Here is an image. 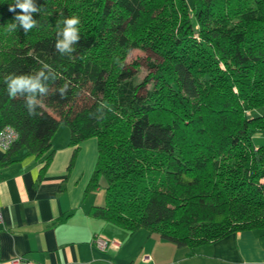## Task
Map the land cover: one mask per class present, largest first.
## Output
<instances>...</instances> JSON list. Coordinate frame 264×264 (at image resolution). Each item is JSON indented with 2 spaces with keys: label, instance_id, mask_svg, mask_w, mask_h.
Wrapping results in <instances>:
<instances>
[{
  "label": "trees",
  "instance_id": "1",
  "mask_svg": "<svg viewBox=\"0 0 264 264\" xmlns=\"http://www.w3.org/2000/svg\"><path fill=\"white\" fill-rule=\"evenodd\" d=\"M33 3L37 26L25 33L8 28L15 0H0V130L17 134L1 162L25 148L46 166L63 124L74 150L97 140L87 190L102 186L104 202L92 216L191 251L238 231L264 235V145L253 142L264 115H247L264 106V0ZM72 16L79 39L62 55L58 22ZM134 49L158 57L137 83ZM41 71L46 92L30 116V93L12 98L5 81Z\"/></svg>",
  "mask_w": 264,
  "mask_h": 264
},
{
  "label": "crops",
  "instance_id": "2",
  "mask_svg": "<svg viewBox=\"0 0 264 264\" xmlns=\"http://www.w3.org/2000/svg\"><path fill=\"white\" fill-rule=\"evenodd\" d=\"M60 126V125H59ZM58 127L45 157L21 148L6 163L0 147V264H264V235L244 230L191 251L161 240L145 228L129 234L91 215L102 204L87 190L98 147L96 138L69 145V129ZM44 167V169H42ZM95 236L108 240L100 248Z\"/></svg>",
  "mask_w": 264,
  "mask_h": 264
},
{
  "label": "clouds",
  "instance_id": "3",
  "mask_svg": "<svg viewBox=\"0 0 264 264\" xmlns=\"http://www.w3.org/2000/svg\"><path fill=\"white\" fill-rule=\"evenodd\" d=\"M17 8L21 11L15 15L14 22L8 25V28L14 31L19 24L22 26L23 31L27 33L37 26V21L32 18V14L38 13L40 9L34 5L33 0H15L14 5H9L10 12H16ZM60 23H63L64 27L62 31L58 32V35H62L63 39L58 40L55 47L63 55L64 53H71L74 51L71 45L79 39L78 25L80 24V20L78 17L72 16L58 22V25ZM40 76H44L42 71L36 77L11 75L7 77L5 81L8 94L12 98H16L18 93H23L25 91L30 93L26 105L30 116L37 115L34 109V104L36 103L35 94L38 91L40 93L46 92V88L40 82ZM45 79H47V77H45ZM61 93H63V89H61Z\"/></svg>",
  "mask_w": 264,
  "mask_h": 264
},
{
  "label": "rangeland",
  "instance_id": "4",
  "mask_svg": "<svg viewBox=\"0 0 264 264\" xmlns=\"http://www.w3.org/2000/svg\"><path fill=\"white\" fill-rule=\"evenodd\" d=\"M186 3L191 6L192 0H186ZM158 57L151 53L150 51L140 50V49H134L132 50L128 56H127V63H131L133 61H136L138 63V70L136 72V75L133 78V81L135 83L142 80L144 75L151 71L152 69L148 68V65L150 63L157 62ZM149 86V85H148ZM248 116H256V115H264V106L258 107L256 109L251 110L249 113H247ZM62 129L66 128L67 126L60 124L59 126ZM253 142L256 146L264 145V132L262 133H256L253 136ZM100 196L102 198V202H104V189L101 186V188L98 189Z\"/></svg>",
  "mask_w": 264,
  "mask_h": 264
},
{
  "label": "built area",
  "instance_id": "5",
  "mask_svg": "<svg viewBox=\"0 0 264 264\" xmlns=\"http://www.w3.org/2000/svg\"><path fill=\"white\" fill-rule=\"evenodd\" d=\"M17 137L16 132L10 127H4L0 130V147L6 149L9 145L14 141ZM3 223V217L0 210V227ZM94 244H96L100 248H104L109 244L108 240L103 239L101 236H95L93 239ZM19 264H34L32 261H25L22 258H18L15 260Z\"/></svg>",
  "mask_w": 264,
  "mask_h": 264
}]
</instances>
